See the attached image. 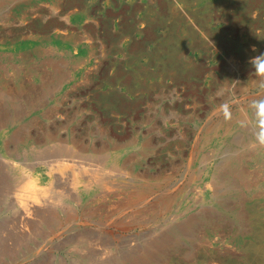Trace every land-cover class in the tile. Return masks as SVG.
Wrapping results in <instances>:
<instances>
[{
	"label": "bare ground",
	"instance_id": "obj_1",
	"mask_svg": "<svg viewBox=\"0 0 264 264\" xmlns=\"http://www.w3.org/2000/svg\"><path fill=\"white\" fill-rule=\"evenodd\" d=\"M230 1L0 0V32L40 18L49 21L39 29L61 31L50 50H37L38 67L20 58L23 68L6 76L0 63V264H197V249L212 264L218 252L264 264V91L225 116L215 108L213 118H223L197 126L182 156L196 117L185 114L178 85L185 89L205 54L237 66L213 26L217 11L216 24L228 25ZM255 38L243 30L259 58ZM92 41L109 43L115 58L102 88L88 91L81 85L99 78L83 71L95 67ZM59 53L76 66L72 76ZM229 82L225 75L219 86ZM146 225L142 239L130 233Z\"/></svg>",
	"mask_w": 264,
	"mask_h": 264
},
{
	"label": "rangeland",
	"instance_id": "obj_2",
	"mask_svg": "<svg viewBox=\"0 0 264 264\" xmlns=\"http://www.w3.org/2000/svg\"><path fill=\"white\" fill-rule=\"evenodd\" d=\"M100 1L101 0H99V2ZM230 2L231 3L226 6L228 9L224 10V12L227 13L229 16L228 25L218 26V24H216L217 21L220 22L223 18L222 14L217 11V21H215L213 26H217L218 29H223V31L220 32L222 36L220 37L219 41H221V43L227 46L230 53L234 55L237 64L236 68L230 71L228 68L229 64L227 60L225 58H222L221 56H217V62L215 64H211L209 63L210 55L205 54L203 59L200 60V63L194 65L192 72H189V75L186 77V83L189 84L185 86V89L181 90V85H178V89L179 91H181L180 93H183V95L181 96V106L184 108H188L185 114H192V118L196 117L195 119L191 120L190 124L188 123V125L186 126V128L190 130L191 140L190 144L187 146L185 152L182 155L184 157V162L189 157V150L191 149V145H195V142H193V140L197 138V126L200 128L205 127L206 125H214L215 122H219V120L223 118V116H225L227 113L230 114L236 112L242 107H247L252 102L256 103L257 100L260 98L261 92L264 91V0H231ZM71 9H66L64 12L66 13ZM93 16H98L97 18L100 17V15L97 13L93 14ZM108 19L112 23L113 18L108 17ZM46 21L49 20L40 18L37 21V24H39V26L31 28L33 26L29 24L26 26L29 27L27 28V30H19V28L26 27H24V25H19V23H15L13 27L12 25H10L4 31L0 32V51L2 52V54H0L2 55V58H0V63H2V65L7 67L8 69V72H6L5 74L6 76L8 75V73L12 74L13 70L15 71L23 68V65L20 64V58H25V60L28 61L27 64L30 67H38V59L35 56L37 50L42 48L50 50V48L54 46L52 44L53 40L51 38L56 36L57 34H61V31L56 29V27H51L48 29L41 28L42 30L39 29L38 27H42V25ZM70 29V31H74L76 33L78 31L75 27H71ZM243 30L249 32L252 35H255V41H252V43L258 48L257 55L259 56V58H256V54L251 52L249 44L242 41L241 38ZM79 35L86 36V33H80ZM28 37L35 38V41L33 42L34 48H31L26 52H21L19 55L16 56L12 55L10 53L12 47ZM92 42H94V46L96 49L94 59L95 67L92 66L88 69L84 68L83 71H85V73L97 75L99 76V78L94 79L92 83L81 85V88L83 90L88 91L102 88L103 84L100 81L103 80L104 76L109 74L111 70V61H114L115 58L114 55L111 56L107 54L109 52V48L111 47L109 43L104 42V44L101 45L97 41ZM33 45H31V47ZM70 52L71 58H76L81 53L80 51H76V49L74 48ZM55 58L59 61L58 67L61 69V72H64L65 76L67 77L72 76L75 71L74 68L76 66L72 62H68L66 56H62L60 53L56 54ZM45 70L44 73L47 75L52 73L51 66H47ZM216 70L219 71L220 74V76H216L219 77L217 79L218 81L214 84L210 82H208V84H205L204 82L206 74H209L210 72ZM225 75H228L230 77V82L221 87V85L219 86V82H221V79ZM36 88L38 89V87ZM222 88H224L225 92V97L223 100L219 99V93L221 92L220 89ZM216 94L219 99V103L216 105H211L210 103L214 101H208V98L211 97L212 99L216 100ZM190 96H193L198 99L199 104L197 106L192 107L193 104L190 100ZM25 100L26 97H20L19 101L24 102ZM259 104L260 102H258V105ZM217 107H223L222 112L224 115L221 117L214 116L213 118L211 112H213L214 109ZM84 125L86 126V123ZM23 160L24 156H22L21 161L24 162ZM177 174L179 175V177H181L179 173ZM150 231L151 225H146L130 233L133 235L136 234L138 238L142 239L144 235L150 234ZM219 232L224 235L227 234V227H222ZM199 234V231H197V239ZM199 241L200 240H197V242ZM219 253L223 254L219 255ZM213 256L214 260L212 259V261H215L216 264H247L244 263V259L234 257L233 255L228 254L227 252H218L216 255L214 254ZM210 262L211 256L206 255L203 249H197V264H212V262ZM250 264L257 263L253 262Z\"/></svg>",
	"mask_w": 264,
	"mask_h": 264
}]
</instances>
